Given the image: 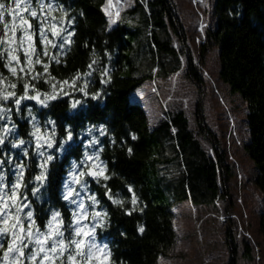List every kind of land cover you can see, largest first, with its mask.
Masks as SVG:
<instances>
[{"label": "trees", "instance_id": "trees-1", "mask_svg": "<svg viewBox=\"0 0 264 264\" xmlns=\"http://www.w3.org/2000/svg\"><path fill=\"white\" fill-rule=\"evenodd\" d=\"M106 1L45 0L46 4L52 5L49 12L47 8L40 11L33 0L39 16L51 21L58 29L67 28L74 35L63 50L47 45L48 55L40 59L48 64V71L42 78L31 81L41 99L44 93L52 91L55 84L57 99L48 101L47 107L35 100L23 101L19 113L11 99L7 102V106L13 108L11 121L16 128L4 145H0V160L4 161L2 174L5 183L10 185L15 180V164L25 165L26 194L36 224L43 230L54 211H59L66 222L70 219L76 205L62 196L67 191L64 185L71 180L74 164L81 165L77 172L85 171L80 180L81 184L86 182L87 190L81 184L69 185L80 192L88 210L89 215L83 223L95 225L100 222L91 218L93 212L101 213L103 221V226L96 227L95 232V242L101 249L100 259L91 257L85 261L75 255L73 261H68L69 252L65 251L62 257H51L44 264H61V261L64 264H158L176 242L175 205L182 202H192L199 207L213 205L228 193L233 176L226 152L215 144L214 155L210 154L191 128L184 111L168 112V117L155 126L144 105L132 100V94L148 81L168 79L178 73L183 67L182 56L185 57L186 77L196 85L203 83L202 70L190 51L175 1L139 3L125 12L113 28L105 12ZM26 2L20 0V8L16 9L11 0H6L14 11L11 14L6 12L0 22V37L5 35L3 26L7 24V37L11 40L12 17L17 13L36 26L35 18L29 19V10L24 9ZM214 2L215 29L207 32V42L218 49L220 80L246 104L248 140L244 152L254 166V184L264 205V0ZM16 24L19 25L18 18ZM21 34V27L17 26V42ZM48 39L59 43V38L51 33ZM175 40L179 46H175ZM33 41L36 50L40 51L42 45L38 36H34ZM207 49L208 45L201 47V57ZM13 55H19L23 65V54L15 52ZM52 56H56L59 62L52 60ZM32 59L35 61V56ZM5 63H0V73L15 81ZM13 66H16L15 61ZM41 72L42 64H34L31 75ZM63 81L68 83H61ZM7 84L8 80H5L0 87ZM14 91L17 95L22 93L19 83ZM32 94L30 90L29 95ZM76 101L80 103L72 108ZM29 108L39 122L42 134L55 133L53 147L47 149L45 145L48 154L55 158L48 164L44 187L35 196L31 189L39 186L40 182L34 177L41 169L37 166L40 157L31 135L34 121L28 116ZM49 121H54V125ZM198 125L202 134L211 136L201 116ZM7 127L11 128V122ZM68 131L72 132L73 138L58 151ZM18 139L32 143L13 147ZM24 149L28 151L27 156ZM97 152L100 159L95 163L99 165L102 161L106 168L103 175L92 179L89 168L95 172L99 168H92L93 161H86V158L92 156L95 160ZM84 161L87 168L81 164ZM105 176L109 178L105 179ZM92 195L98 203L89 207L91 201L88 197ZM72 198H76L75 193ZM133 199L135 204H132ZM116 200L122 203L117 204ZM141 227L143 232L139 231ZM259 230L264 235V209L259 215ZM87 237L91 234H82L76 239L85 240ZM105 244L107 248L103 249ZM88 246L83 243L77 251L87 255ZM7 248L8 243H5L0 255ZM13 255L10 253L4 264H13ZM17 264L28 262L25 257H20ZM34 264H40L39 258Z\"/></svg>", "mask_w": 264, "mask_h": 264}, {"label": "rangeland", "instance_id": "rangeland-1", "mask_svg": "<svg viewBox=\"0 0 264 264\" xmlns=\"http://www.w3.org/2000/svg\"><path fill=\"white\" fill-rule=\"evenodd\" d=\"M147 1L111 0L109 4L107 0L105 12L111 27L119 24L125 12ZM174 1L190 51L202 70L203 83L196 85L186 77L182 56L183 67L178 73L168 79L148 81L132 94V100L144 105L155 126L168 117V112L184 111L210 154L214 155L215 144L226 152L233 176L228 193L215 204L175 205L176 242L158 264H264V235L259 230V215L264 205L254 184V166L244 152L248 140L246 104L220 80L218 49L207 42V32L215 29V2ZM203 45H208V49L201 57ZM175 46H179L177 40ZM200 116L211 136L201 133ZM89 240L91 237L82 241L89 245ZM96 249H92L93 260L100 259L101 249Z\"/></svg>", "mask_w": 264, "mask_h": 264}, {"label": "snow or ice", "instance_id": "snow-or-ice-1", "mask_svg": "<svg viewBox=\"0 0 264 264\" xmlns=\"http://www.w3.org/2000/svg\"><path fill=\"white\" fill-rule=\"evenodd\" d=\"M35 2L40 11H43L45 8H47L49 12L52 10L51 3L46 4L45 0H35ZM108 3L111 4V0H108ZM11 4L15 5L16 9L20 8V0H11ZM24 9L29 10V19L35 18L36 26L33 27V24L29 23L28 19H25L24 16L17 13L16 16L12 17L13 24L11 31L13 36L11 40L7 37V31L9 28L7 24L3 26L5 35L0 37V45L3 46L0 48V63H4L6 61L4 64L5 68L11 73L12 77L16 78L15 81H12L0 73V85L4 84L5 80H8V84L5 87H0V122H4L0 123V133H4L3 135H0V145H4L5 140L15 131L16 128L15 123L11 121L13 108L7 106V102L10 99L14 104L17 113L21 111L23 101L35 100L40 105L47 107L48 101L57 99V89L55 84L52 85V91L50 93H44V98L41 99V94L36 89L35 84L31 81L42 78L48 71V64H44L40 59L41 56L48 55L47 45L63 50L66 45L71 43V37L74 35V32L68 31L67 28L58 29L56 25L51 24V21L39 16L37 8L33 7V0H27L24 4ZM13 11V7L11 5H7L6 0H0V22L3 21L6 12L11 14ZM17 18L19 19V25L16 24ZM111 22L115 23L114 20ZM17 26L21 27L22 32L18 42L15 39ZM49 33H51L53 37H58L59 43H54L52 40H49ZM34 36H38L41 42L42 47L40 51L36 50L33 41ZM11 44H15L16 47H10ZM29 49H31V51H29ZM15 52L23 54V65H21L20 62V56L13 55ZM33 56H35V61L32 59ZM51 59L57 60V57L52 56ZM13 61H15L16 66H13ZM57 62L59 61L57 60ZM34 64H42L43 72L31 75L34 71ZM89 67H91V65H89ZM17 68H19V74L17 73ZM28 77H30V79ZM76 79H79V76H77ZM74 82L75 80H73V83ZM18 83L23 89L22 93L19 95H17L14 91L17 88ZM61 83L67 84L68 81H63ZM30 90L34 94L29 95ZM79 103L80 101L73 103L72 108H76ZM27 112L28 116L34 121L32 125L34 131L31 135L35 138V150L37 155L40 157V162L37 166L41 169V172L39 175L34 177L35 181L40 182V184L39 186L31 189L32 195L35 196L40 191V188L44 187V182L48 177V164L55 158L53 155L48 154L45 150V145L47 146V149H51L53 147L54 141L52 137L55 133L53 131L51 135H48L47 132L42 134L39 122L35 120L31 108L27 109ZM9 122H11V128L7 127V123ZM49 123L54 125L55 122L49 121ZM101 134H103V132H101ZM72 138V132L68 131L66 139L59 145L57 150H63L64 144L71 141ZM133 139H135V137H133ZM26 143L31 144L32 141L18 139V141L13 143L12 146L20 147ZM93 143H96V141H93ZM128 151L131 153V148H129ZM24 155H28L27 149H24ZM99 159L98 152L95 155V160H93L92 156H87L86 161H93L91 167L99 168L98 172H92L89 168V175H103L106 165H104L102 161L99 165H97L95 161H99ZM86 161L81 162L85 168L88 167ZM3 163L4 161L0 160V249H4L5 243H8V248L3 251L2 255H0V264H4V262L8 260L10 253L14 254L12 256L13 264H17L20 257H25L28 264H34L37 258H39L40 264H44V261L49 260L51 257H56L57 259L62 257L65 251L69 252L67 257L68 261H73L75 255H80L81 259L85 261L90 259L92 249H96L98 247L95 242L96 227H102L103 221L101 219V213L93 212L91 218L100 222L95 225L83 223L89 215L88 210L85 207L83 199L80 198V192L69 186L70 184H81L80 177L85 175V171H76V169L80 168L81 165L74 164L73 170L70 172L71 180L64 185L67 191L62 198L70 204L76 205V207L71 211L70 219L66 222L59 211H54L50 214V219L46 222L44 229L42 230L40 226L36 224L34 213L32 211V205L26 194L28 188L27 184L24 182L25 165L23 163L15 164V180L10 185H7L5 183V177L2 174ZM104 178L108 179L109 177L105 176ZM81 187L87 190L86 182L81 184ZM22 188L24 191H21ZM73 193H75V199L72 198ZM88 199L91 201V205H89V207L98 203L95 195L88 197ZM109 199H111V196H109ZM114 202L117 204L122 203L119 200ZM135 203L136 200L133 199L132 204ZM25 209H28V211H25ZM128 214L130 215L131 212L129 211ZM104 215L106 216V213H104ZM10 220L11 224H9ZM86 229L87 231H85ZM139 231L143 232L144 229L141 227ZM82 234L85 236L91 234L92 237V239L89 240L87 255L77 251L83 241L76 239V237H80ZM9 236H11L10 242L8 241ZM102 248L106 249L107 245H103ZM25 249H27L26 255ZM61 264H64V261H61Z\"/></svg>", "mask_w": 264, "mask_h": 264}, {"label": "water", "instance_id": "water-1", "mask_svg": "<svg viewBox=\"0 0 264 264\" xmlns=\"http://www.w3.org/2000/svg\"><path fill=\"white\" fill-rule=\"evenodd\" d=\"M91 171L92 172H95V170L94 169H91ZM91 177H92V179H94L96 176H92V175H90Z\"/></svg>", "mask_w": 264, "mask_h": 264}]
</instances>
